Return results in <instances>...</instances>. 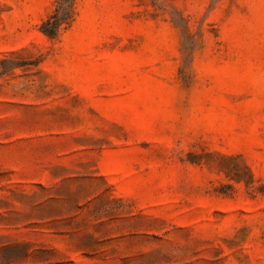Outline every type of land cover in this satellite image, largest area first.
Returning a JSON list of instances; mask_svg holds the SVG:
<instances>
[{
    "label": "rangeland",
    "instance_id": "obj_1",
    "mask_svg": "<svg viewBox=\"0 0 264 264\" xmlns=\"http://www.w3.org/2000/svg\"><path fill=\"white\" fill-rule=\"evenodd\" d=\"M57 4L0 0V264H264V0Z\"/></svg>",
    "mask_w": 264,
    "mask_h": 264
},
{
    "label": "trees",
    "instance_id": "obj_2",
    "mask_svg": "<svg viewBox=\"0 0 264 264\" xmlns=\"http://www.w3.org/2000/svg\"><path fill=\"white\" fill-rule=\"evenodd\" d=\"M71 0H58L54 14L43 24V31L51 37L56 36L60 26L69 18ZM46 28L48 30H46Z\"/></svg>",
    "mask_w": 264,
    "mask_h": 264
}]
</instances>
